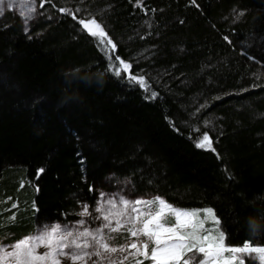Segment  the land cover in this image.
Instances as JSON below:
<instances>
[{
    "label": "trees",
    "instance_id": "16d2710c",
    "mask_svg": "<svg viewBox=\"0 0 264 264\" xmlns=\"http://www.w3.org/2000/svg\"><path fill=\"white\" fill-rule=\"evenodd\" d=\"M196 4L51 0L28 32L0 25L3 244L76 222L113 177L132 196L214 209L229 246L264 245V0ZM62 7L102 20L148 90L109 72ZM205 131L215 152L196 147Z\"/></svg>",
    "mask_w": 264,
    "mask_h": 264
},
{
    "label": "snow or ice",
    "instance_id": "6c2138e0",
    "mask_svg": "<svg viewBox=\"0 0 264 264\" xmlns=\"http://www.w3.org/2000/svg\"><path fill=\"white\" fill-rule=\"evenodd\" d=\"M50 2L43 0L39 7ZM192 4L198 7L196 0ZM136 6L143 7V0H136ZM9 9L18 11L27 25L37 15V0H0V16ZM59 11L71 16L81 31L95 38L109 61V72L118 78L130 73L132 64L116 54L118 46L109 37L102 20L93 15L81 18L80 9L74 12L62 7ZM126 78L148 90L143 76L132 74ZM151 95L156 97L154 92ZM196 147L216 151L207 131L196 141ZM43 171L39 169L37 176ZM15 207L13 203L12 208ZM90 207L83 204L77 213L80 219L72 224H43L37 226L35 234L10 245L0 241V264H62L65 259L71 264H89V261L91 264H125L126 261L128 264L146 261L149 264H246L247 261L264 264V245L256 241H246L243 246L228 245L226 233L212 208L188 210L160 196L133 200L104 193L96 201L95 215ZM85 217L99 221V226H88ZM9 219L14 221L15 214ZM208 223L212 227H205ZM6 226V222L0 221V229ZM113 234H125L127 243L112 246L111 241L116 239ZM41 247L46 251L38 252ZM117 252L128 255L113 258ZM129 256L133 259L129 260Z\"/></svg>",
    "mask_w": 264,
    "mask_h": 264
},
{
    "label": "rangeland",
    "instance_id": "374dc122",
    "mask_svg": "<svg viewBox=\"0 0 264 264\" xmlns=\"http://www.w3.org/2000/svg\"><path fill=\"white\" fill-rule=\"evenodd\" d=\"M45 11L46 10L44 9V7H42V8L39 7V5L37 3V15L35 16L34 19L29 21L28 24L26 25L25 22L23 21V18L18 14V11L9 9V10H6L2 16H0V25L6 24L7 22H5V21L10 19V18L13 20H16V18H17L21 22L22 26L24 27V30L28 32L31 30V27L33 28L36 24H38L42 21V19L45 17ZM49 20H51V19H49ZM125 75L126 76L129 75V73L125 74ZM94 191H95L96 201L99 199L101 193H104L108 196L124 195L127 198L133 199V200L137 199V198H145V199L154 198L151 196H147V197L132 196L130 194V192L128 191L127 186L125 184H122V183L115 181V179L113 177H105L103 180L96 182V185L94 187ZM96 201H95V204H96ZM94 207H95V205L93 206V208H90V211H93V215H95ZM79 219H80V217H79ZM85 219L88 220V226H90V227L99 226V221H94L88 217H85ZM205 227H212V224L208 223L205 225ZM113 235L116 236V239L111 241L112 246L119 247L120 245L127 243L126 238H124L125 234H119V235L113 234ZM9 250H11V249H9ZM37 251L42 253V252L46 251V249L41 247ZM125 255H128V253L127 252H124V253L117 252V253L113 254V258H117V257L122 258ZM132 259L133 258L131 256H129V260H132ZM62 264H71V261L65 259L62 261ZM89 264H91L90 261H89ZM125 264H128V262L126 261ZM145 264H149V262L146 261ZM246 264H252V262L247 261Z\"/></svg>",
    "mask_w": 264,
    "mask_h": 264
}]
</instances>
